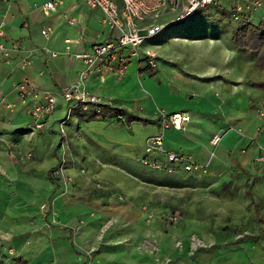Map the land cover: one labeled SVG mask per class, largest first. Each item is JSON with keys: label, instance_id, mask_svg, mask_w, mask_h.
Listing matches in <instances>:
<instances>
[{"label": "crops", "instance_id": "1", "mask_svg": "<svg viewBox=\"0 0 264 264\" xmlns=\"http://www.w3.org/2000/svg\"><path fill=\"white\" fill-rule=\"evenodd\" d=\"M42 1L13 0L4 16L3 42L15 40L27 47L44 44L57 53L36 51L25 71L0 58V264H264L260 239L239 246L218 243L187 256L186 230L165 226L158 218L143 219L134 201L143 180L139 162L143 141L158 129L155 106L189 111L183 129L164 130V142L189 152L194 160H207L208 176L225 175L234 165L250 164L258 153L254 142L264 146V128L257 130L262 119L255 112L264 90L251 85V80L262 78L260 71L256 76L249 72L251 59L223 68L215 59L187 62L176 53L170 65L173 72L165 73L164 79L158 75L155 84L154 76L139 71L143 62L131 58L122 75H106L102 82L93 77L85 81V88L103 96L108 105L124 109L123 122H115L112 115L90 117L89 111L74 109L62 123L65 138L61 141L58 128L64 101L56 100L41 130H31L29 101L22 104L15 99L12 83L21 75L50 89L74 81L81 62L63 52L64 38L79 36L78 41L68 43L69 51L86 50L105 30L100 11L82 0H62L46 15L39 8ZM211 5L215 11H227L229 0ZM2 9L0 1V13ZM258 21L264 22V0L250 15V22ZM42 25L51 27L46 39L39 32ZM186 66L192 69L187 71ZM137 71L142 73L139 78ZM156 96L165 101H157ZM5 101H13V108L5 107ZM215 132L220 138L208 157L206 141ZM27 150L32 151L30 159L22 158ZM60 157L74 164L66 168L72 177L66 187L49 175ZM93 180L104 186L93 187ZM113 191L129 198L118 201ZM47 198L53 199L51 207L60 221L80 218L83 222L64 228L49 225L36 208ZM166 210L161 207L158 212ZM71 226L75 231L70 242Z\"/></svg>", "mask_w": 264, "mask_h": 264}, {"label": "built area", "instance_id": "2", "mask_svg": "<svg viewBox=\"0 0 264 264\" xmlns=\"http://www.w3.org/2000/svg\"><path fill=\"white\" fill-rule=\"evenodd\" d=\"M3 9L0 13V58L5 63H12L14 68L25 71L29 68L32 54L41 51L53 56L57 52L49 49L44 44L40 46L27 47L18 41L12 40L8 43L3 42L5 36L4 16L7 8L13 0H0ZM62 0H43L39 4L42 14L46 15L54 10ZM89 7L97 8L100 11V22L104 27L105 34L94 41L86 50L69 51L68 43L78 41L75 39L64 38L63 52L81 62L80 68L76 72L74 81L61 85L57 88H42L37 85L33 77L21 75L12 83V90L15 99L22 104L29 101L28 105V126L32 130H41L44 127L46 117L54 109L56 100L60 98L65 103L64 115L60 119L61 126L58 128L61 141L65 138L62 123L74 109L99 113L102 104H107L103 96L96 94L85 88V81L90 77L102 82L106 75L118 77L126 69L127 63L131 58H136L137 63L148 67L154 65V52L147 48H141L142 41L161 31L168 25L179 23L186 18L194 15L199 9L207 5L216 3L217 0H82ZM261 5V0H229L228 13L231 20L236 25L250 22V15ZM51 31L49 25H42L39 32L43 38H47ZM0 101L1 82H0ZM5 107L13 108V101H5ZM158 129L156 132L147 135L143 141V154L139 162L154 169L167 171H183L191 173H203L206 171L208 161L194 160L187 151L167 147L164 142V130L166 128L183 129L189 120V111L177 109L167 111L158 107L155 112ZM113 117L124 119L123 114L117 113ZM220 134L213 133L206 141L208 157H211L217 145ZM62 143V142H61ZM13 156L12 151H8ZM156 154V156H155ZM157 154L162 158H157ZM32 156V151L27 150L23 153L25 159ZM256 162H264V150L258 148V153L254 157ZM62 157L58 163L51 168L49 175L53 181L62 187L68 186L72 182V177L65 171ZM95 187H101L100 183H95ZM50 203L42 201L38 209L42 216L46 212L53 216L50 211ZM141 209L148 219L158 218L165 226H174L181 220L180 212L177 209L166 211H151L146 205ZM75 227L69 228L70 237L74 234ZM176 246L179 243L176 242ZM212 241L202 242L198 238L191 236L190 246L194 250L209 247Z\"/></svg>", "mask_w": 264, "mask_h": 264}, {"label": "rangeland", "instance_id": "3", "mask_svg": "<svg viewBox=\"0 0 264 264\" xmlns=\"http://www.w3.org/2000/svg\"><path fill=\"white\" fill-rule=\"evenodd\" d=\"M235 25L228 10L215 11L214 6L210 4L182 22L163 28L145 38L140 47L154 51V65L149 69L151 76L155 77L154 83L156 84L158 75L164 79L167 72H173L174 67H171L173 66L171 62L176 53H179V58L186 59L187 62H192V59L201 61L208 58L215 59L219 61L218 67L223 68L240 66L247 59H251L249 72L256 76L260 71L259 76L264 77V69L254 65L255 53L249 49H237L232 42L231 34ZM231 45L234 47L233 50L230 48ZM190 68L186 66L187 71ZM141 75L142 73L136 72L137 78ZM156 99L165 101L160 96H156ZM157 108L155 106V112ZM255 109L256 114L262 119L257 129L260 130L264 128V97ZM112 119L118 123L123 122L122 118ZM254 144L257 151L259 147L264 150L263 145L257 142ZM254 157L247 167L234 165L225 171V175L217 176H208L207 168L203 173L175 172L150 168L140 163L143 165L140 175L144 181L141 180L138 193L134 196L135 207L145 220L150 219L141 209L144 205L155 212L161 207L177 209L181 220L175 225L186 230L184 251L187 256H192L198 251H192L191 236L204 243L212 241L213 247L218 243H226V245L232 243L239 246L246 240L264 241V231L260 233L257 221L258 217L264 218V162H256ZM62 160L65 171L68 167H74L73 161L66 163L65 159ZM74 169L85 172L83 167ZM97 182L101 187L104 186L100 181L93 180V187ZM112 193L118 201L129 198V194H117L116 191ZM52 200L47 198L43 201H51L52 206ZM38 205L37 214L41 216L42 212L38 209ZM51 206L49 210H52L53 216H49L50 212H46L42 218L49 225L64 228L70 224L80 225L83 222L80 218L72 222L69 220L62 222L58 219L57 211ZM79 255L81 254L78 252L76 260L80 262L82 258Z\"/></svg>", "mask_w": 264, "mask_h": 264}, {"label": "trees", "instance_id": "4", "mask_svg": "<svg viewBox=\"0 0 264 264\" xmlns=\"http://www.w3.org/2000/svg\"><path fill=\"white\" fill-rule=\"evenodd\" d=\"M231 38L235 47L239 49L252 50L255 53L254 65L259 69H264V22H247L242 25H235L234 29L232 30ZM143 70H146V72L150 74L148 67H146L145 65L139 67V71ZM251 85L264 90V77L251 80ZM124 112L125 111L123 108L115 107L108 104H102L99 113H90L89 116L98 117L103 114L113 116L117 113L123 114ZM257 221L259 224L258 230L262 232L264 230V218L258 217ZM69 241L71 242L70 236Z\"/></svg>", "mask_w": 264, "mask_h": 264}]
</instances>
